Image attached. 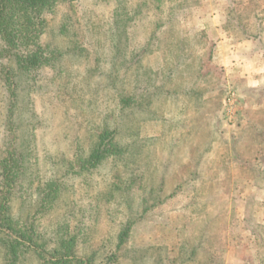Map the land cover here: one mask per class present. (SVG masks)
<instances>
[{
  "label": "rangeland",
  "instance_id": "1",
  "mask_svg": "<svg viewBox=\"0 0 264 264\" xmlns=\"http://www.w3.org/2000/svg\"><path fill=\"white\" fill-rule=\"evenodd\" d=\"M43 17L19 51L40 47V65L0 39V222L34 241L0 230V264H264V0H72Z\"/></svg>",
  "mask_w": 264,
  "mask_h": 264
},
{
  "label": "trees",
  "instance_id": "2",
  "mask_svg": "<svg viewBox=\"0 0 264 264\" xmlns=\"http://www.w3.org/2000/svg\"><path fill=\"white\" fill-rule=\"evenodd\" d=\"M61 1L72 0H0V39L5 43L4 48L1 50L2 56L9 57L19 68L25 70L31 66L40 65L45 60L40 47L27 53H19V51L24 50L26 46L36 47L38 45L39 35L41 34L40 28L44 22V12L52 9ZM20 46L22 47L19 48ZM10 83L12 84L7 85V93L9 92L12 96L14 94V81H10ZM108 133V131H105L100 135L97 146L91 150L84 160L86 166H94L103 158L106 152H110L111 147H109L108 142L110 136ZM46 195L49 196V193H45ZM0 230L7 232L6 235L13 239L7 243L12 247L24 245L26 242L28 245H32L34 242L32 237L25 236L19 229H16L6 215L3 221L0 222ZM63 242L69 243V241ZM69 255V251H65L55 259L56 263L65 264L69 262Z\"/></svg>",
  "mask_w": 264,
  "mask_h": 264
}]
</instances>
